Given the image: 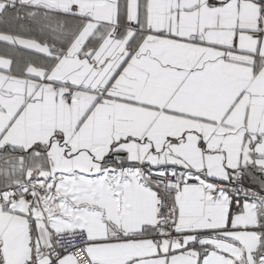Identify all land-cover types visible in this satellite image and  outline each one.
Instances as JSON below:
<instances>
[{
	"label": "snow or ice",
	"instance_id": "obj_1",
	"mask_svg": "<svg viewBox=\"0 0 264 264\" xmlns=\"http://www.w3.org/2000/svg\"><path fill=\"white\" fill-rule=\"evenodd\" d=\"M0 264H264V0H0Z\"/></svg>",
	"mask_w": 264,
	"mask_h": 264
},
{
	"label": "built area",
	"instance_id": "obj_2",
	"mask_svg": "<svg viewBox=\"0 0 264 264\" xmlns=\"http://www.w3.org/2000/svg\"><path fill=\"white\" fill-rule=\"evenodd\" d=\"M82 255V254H81Z\"/></svg>",
	"mask_w": 264,
	"mask_h": 264
}]
</instances>
